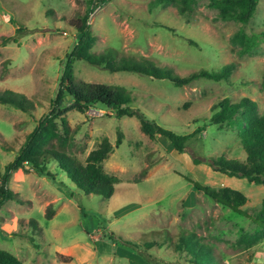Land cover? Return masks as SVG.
<instances>
[{"label": "rangeland", "instance_id": "374dc122", "mask_svg": "<svg viewBox=\"0 0 264 264\" xmlns=\"http://www.w3.org/2000/svg\"><path fill=\"white\" fill-rule=\"evenodd\" d=\"M151 1L110 0L95 7L89 20L96 37L92 51L112 48L119 56L148 59L182 78L199 70L218 71L229 63L235 69L227 81L197 80L176 88L164 80L109 73L76 61L77 81L124 87L134 97L133 109L176 134L203 131L179 154L166 139L145 136L134 117L117 119L95 109L65 114L66 151L84 162L107 139L112 151L102 167L118 184L105 199L84 195L54 163L49 165L54 180L33 171L12 172L8 188L23 203L8 201L0 208V250L22 264H190L172 247L180 233L189 232L202 239L218 264H264L260 229L183 179L241 192L247 200L241 209L248 216L260 208L263 186L215 173L204 162L220 155L241 162L246 158L237 135L213 123L218 102L247 98L264 114V41L246 55L231 43L241 28L246 34L264 32V0L246 27L220 21L207 7L209 0H198L187 16L171 5L150 9ZM87 11L88 0H0V44L6 38L16 41L0 47V93L12 91L33 104L30 114L0 103V175L38 119L49 113L60 61L75 41L73 22ZM119 133L121 143L116 145ZM193 159L202 164L194 165ZM31 220L38 233L31 231ZM110 233L115 240L108 238ZM165 236L172 244L162 242ZM152 242L156 245L148 250V261L126 249Z\"/></svg>", "mask_w": 264, "mask_h": 264}, {"label": "trees", "instance_id": "16d2710c", "mask_svg": "<svg viewBox=\"0 0 264 264\" xmlns=\"http://www.w3.org/2000/svg\"><path fill=\"white\" fill-rule=\"evenodd\" d=\"M110 0H88V11L73 22L75 41L69 53L60 61V76L58 88L50 103L49 113L44 114L36 122L33 131L26 137L24 145L17 152L14 160L4 167L0 175V208L8 201L22 204L18 195L8 188L11 173L16 170L33 171L40 177L54 180L55 175L49 170V165L54 163L55 170L63 174L76 189L84 195H94L109 199L118 184V179L104 172L102 163L111 153L112 147L107 139H103L98 147L92 150L84 162L66 151L69 128L64 115L75 111L84 114L89 109L109 111L117 119L128 117L136 118L140 123V131L151 140L166 139L174 151L184 153L185 148L192 139L203 131L198 129L189 135H179L165 129L155 122L145 118L131 105L134 97L130 91L121 86L91 84L77 81L74 76V63L82 61L90 66L101 68L109 73H131L140 77L153 80H164L176 88H182L197 80L212 82L227 81L235 69L233 63L222 66L218 71L199 70L187 77H179L168 68H161L148 59H135L119 56L115 49H106L101 53L92 51L96 37L92 34L89 20L95 7L104 6ZM198 0H152L150 9L160 6H174L181 16L189 15ZM260 0H209L207 7L217 12V17L222 22H233L241 27H246L254 18ZM18 30L24 29L17 26ZM6 38L0 47L8 41ZM264 41V32L259 34H246L241 28L231 37V43L240 47V54L251 53ZM195 44V43H194ZM264 91V74L261 81ZM68 97L65 103L63 99ZM0 103L10 105L24 113L33 110V104L23 95L12 91L0 93ZM65 104V105H62ZM219 111L213 117V123L219 128L226 129L237 135L239 144L246 158L243 162L236 159H227L224 155L212 157L204 164L213 172L228 178L245 180L249 185L264 187V114L260 115L257 105L250 99L243 98L231 103L224 99L217 104ZM61 129V130H60ZM122 135L118 134L116 145H120ZM194 165H201L202 161L193 159ZM192 187L203 193L207 198L229 208L235 214L250 219L261 231L264 237V197L255 216L246 215L241 208L246 204V197L239 191L229 187L216 189L200 184L187 177H183ZM78 201V200H77ZM80 213L86 218L87 213L79 205ZM50 210H48L49 214ZM49 216V215H48ZM31 231L38 233L39 228L35 221L29 222ZM92 224L86 225L90 229ZM108 238L115 240L113 234ZM162 242L172 244L167 236ZM124 244V243H123ZM128 245V243H127ZM156 245L155 242L143 243L142 246L126 248L148 261V250ZM118 246V245H117ZM173 250L190 264H218L211 250L202 242L195 233H180L173 243ZM121 248H124L121 246ZM143 253H142V251ZM0 264H22L14 256L0 250Z\"/></svg>", "mask_w": 264, "mask_h": 264}, {"label": "water", "instance_id": "95a60500", "mask_svg": "<svg viewBox=\"0 0 264 264\" xmlns=\"http://www.w3.org/2000/svg\"><path fill=\"white\" fill-rule=\"evenodd\" d=\"M66 98V97H65ZM65 98H64V100H65Z\"/></svg>", "mask_w": 264, "mask_h": 264}]
</instances>
